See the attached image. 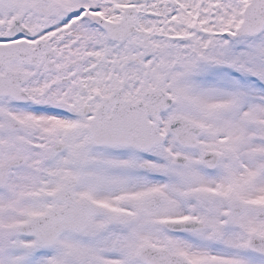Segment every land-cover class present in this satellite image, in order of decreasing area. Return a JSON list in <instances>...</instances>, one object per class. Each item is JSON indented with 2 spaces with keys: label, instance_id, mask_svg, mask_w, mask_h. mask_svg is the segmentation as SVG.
Returning a JSON list of instances; mask_svg holds the SVG:
<instances>
[{
  "label": "snow or ice",
  "instance_id": "6c2138e0",
  "mask_svg": "<svg viewBox=\"0 0 264 264\" xmlns=\"http://www.w3.org/2000/svg\"><path fill=\"white\" fill-rule=\"evenodd\" d=\"M0 264H264V0H0Z\"/></svg>",
  "mask_w": 264,
  "mask_h": 264
}]
</instances>
